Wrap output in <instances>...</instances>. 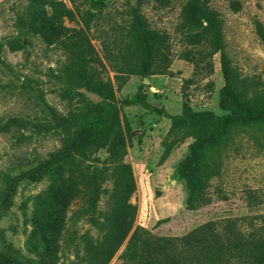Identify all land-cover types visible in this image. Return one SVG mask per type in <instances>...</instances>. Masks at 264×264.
I'll list each match as a JSON object with an SVG mask.
<instances>
[{
	"label": "rangeland",
	"instance_id": "1",
	"mask_svg": "<svg viewBox=\"0 0 264 264\" xmlns=\"http://www.w3.org/2000/svg\"><path fill=\"white\" fill-rule=\"evenodd\" d=\"M63 1L72 6L70 0ZM137 1H107L102 18L88 34L100 57L105 55L103 43H111L120 35L130 17L129 7ZM185 1L168 0L160 6L155 0H143L142 4L151 25L171 35L176 54L171 69L175 75H133L116 90L128 139L126 160L132 164L137 181L131 198L138 206L134 225L145 229L143 238L180 237L203 223L225 218H241L243 231L251 230L253 225L264 229V127L235 130L224 152L222 174L213 179V200L200 209L186 208L185 183L174 177L192 139L161 162L163 141L172 119L153 108L180 114L184 81L193 72V65L178 57L185 47L177 31ZM211 5L224 20L227 50L234 66L245 76L264 79V44L256 31L257 22L264 26V0H211ZM45 9L48 7L34 0H0V251L18 259L39 258L28 249L27 239L33 229L32 214L49 201V181L46 177L33 178L32 174L62 145L66 127H82L88 120L90 105L101 99L87 86L67 79L70 54L58 41L50 42L36 31ZM65 24L83 26L79 17L66 19ZM12 43L19 48H11ZM104 61L105 65L96 64V69L115 82L114 72ZM224 84L220 57L216 55L215 72L187 88L192 106L219 115L226 113L219 98ZM140 88L150 107L120 102L134 97ZM65 117L68 121L63 127L61 119ZM72 155L78 164L88 167L102 164L107 152L96 146H81L72 149ZM82 204L83 199H78L70 208L68 225L77 239L63 241L58 264H87L85 242L79 236L87 234L94 242L102 236L86 220L71 217ZM108 207L107 192L99 202L100 216ZM127 241L108 264L127 263L123 254ZM143 264L149 263L143 260Z\"/></svg>",
	"mask_w": 264,
	"mask_h": 264
},
{
	"label": "trees",
	"instance_id": "2",
	"mask_svg": "<svg viewBox=\"0 0 264 264\" xmlns=\"http://www.w3.org/2000/svg\"><path fill=\"white\" fill-rule=\"evenodd\" d=\"M34 1L48 7L36 31L50 42L58 41L70 54L67 79L87 86L101 99L90 105L88 120L82 127H66L62 145L32 174L33 178L46 177L50 189L49 201L32 214L33 229L27 239L28 249L39 258H12L0 251V264H58L63 241L77 239L68 220L70 208L78 199H83V204L71 217L86 220L102 233L97 242L87 234L79 236L85 242L87 264H108L126 240L123 254L127 263L123 264H143V260L149 264H264V229L253 225L251 230L243 231L239 226L241 218L208 221L180 237L149 234L143 238L145 229L134 225L138 206L131 198L137 181L132 164L126 160L128 139L116 90L133 75H175L171 65L176 55L171 35L154 28L143 13V0L129 7L130 17L120 35L111 43H103L104 58L97 54L88 34L102 18L108 0H70L71 7L63 0ZM155 1L160 6L168 2ZM76 17L83 23L81 28L65 24L66 19L72 21ZM177 31L185 46L178 57L193 65L192 76L183 85L182 112L172 115L161 108L153 109L172 119L163 141L161 162L176 147L192 139L174 177L185 183L186 208L197 210L213 200V179L222 174L224 152L235 130L264 127V79L245 76L234 66L227 50L224 20L211 0H186ZM256 31L264 44L261 22H257ZM17 46L11 44L14 50ZM216 55L225 80L219 91L220 105L226 110L222 115L195 109L187 91L191 83L215 72ZM104 59L114 72L115 82L102 77L95 67L104 66ZM120 102L150 107L142 88L134 97ZM67 121L66 117L61 119L63 127ZM81 146L104 148L107 157L102 164L84 167L72 155V149ZM108 183L110 187L106 186ZM217 190L222 194V189ZM107 192L109 207L100 216L99 202Z\"/></svg>",
	"mask_w": 264,
	"mask_h": 264
}]
</instances>
